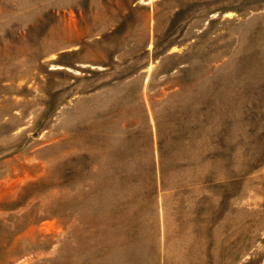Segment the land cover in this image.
Returning a JSON list of instances; mask_svg holds the SVG:
<instances>
[{"label":"rangeland","instance_id":"374dc122","mask_svg":"<svg viewBox=\"0 0 264 264\" xmlns=\"http://www.w3.org/2000/svg\"><path fill=\"white\" fill-rule=\"evenodd\" d=\"M0 264H264V0H0Z\"/></svg>","mask_w":264,"mask_h":264}]
</instances>
